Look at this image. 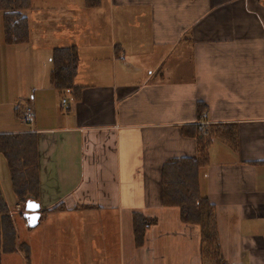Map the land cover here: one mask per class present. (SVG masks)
Masks as SVG:
<instances>
[{"label": "crops", "instance_id": "1", "mask_svg": "<svg viewBox=\"0 0 264 264\" xmlns=\"http://www.w3.org/2000/svg\"><path fill=\"white\" fill-rule=\"evenodd\" d=\"M26 15L28 44L0 36L8 61L3 68L0 58V83L10 90L0 98V134H37L41 211L65 208L41 213L36 228L24 224L18 243L30 264H209L200 228L163 202L162 169L197 158L186 129L223 124L237 126L238 146L212 138L200 175L215 207L219 264H264V0H101L95 9L31 0ZM37 27L59 30L57 40L35 38ZM70 46L79 52L78 100L58 93L44 70L21 87V58L51 73L52 51ZM135 215L155 220L140 242ZM1 264L26 260L3 254Z\"/></svg>", "mask_w": 264, "mask_h": 264}, {"label": "trees", "instance_id": "2", "mask_svg": "<svg viewBox=\"0 0 264 264\" xmlns=\"http://www.w3.org/2000/svg\"><path fill=\"white\" fill-rule=\"evenodd\" d=\"M101 6V0H84L86 9ZM31 10V0H0L5 44L25 45L30 42L31 29L26 15ZM52 69L50 84L60 94H68L78 100L82 87L77 84L80 59L77 46L55 48L51 54ZM185 135L194 138L198 146L195 159L180 158L166 163L162 169V195L166 206L180 209L184 224L200 228L201 255L209 264L223 260L217 231L215 207L203 195L200 188L201 171L210 162L211 139H219L234 149L238 146L236 125L192 126ZM0 155L5 161L12 192L18 204L28 200L39 201V154L36 133L0 134ZM62 206L41 213L63 211ZM155 223L154 219L138 215L134 217L137 240L142 241L145 231ZM21 252L26 264H30V249L27 244L18 243V235L12 212L0 186V264L3 254Z\"/></svg>", "mask_w": 264, "mask_h": 264}, {"label": "rangeland", "instance_id": "3", "mask_svg": "<svg viewBox=\"0 0 264 264\" xmlns=\"http://www.w3.org/2000/svg\"><path fill=\"white\" fill-rule=\"evenodd\" d=\"M39 18H40V16H39ZM41 31H43V33L47 36L46 41L47 40H49V41L57 40V39H55V37H56L55 35L58 33L59 30L56 31L53 28L37 27L36 32H35V38H36L37 34L38 35L41 34ZM0 36L1 37L3 36V24H2V14L1 13H0ZM0 58L2 59V61H4V62H2V67L4 68L5 64H8V61L5 58V54L1 55ZM2 67H1V63H0V70H2ZM12 67H13V69H15L14 65H12ZM50 67H51V65H50ZM49 68H43V67L40 68L39 66L32 65L29 61L21 58V62H19V66H18V75H17V78L21 84V87L23 89H24V86H25V88L28 87L29 85L26 84V82H27V80L30 79L31 75H35V73L41 72L42 70H44V72H46V75L44 76V79H45L47 77V75L50 74ZM2 80H4V76L2 75V73L0 71V81H2ZM9 92H10L9 85H7L6 83H0V98L2 96L6 97ZM1 158H2V156H1ZM0 184H1V188H2V191L4 193V196H5L7 202L10 206V210L12 212V217H13V220L15 222V227H16V230L18 232L19 240L22 242L25 239V231H23V229H25V228H23V226L26 223V220L24 219L25 205L17 204V206L15 207V203L17 202V200H16V198H14V194H13L12 188H11L10 179H9L8 172L6 169H4L3 174L0 172ZM26 230H28L27 227H26Z\"/></svg>", "mask_w": 264, "mask_h": 264}, {"label": "water", "instance_id": "4", "mask_svg": "<svg viewBox=\"0 0 264 264\" xmlns=\"http://www.w3.org/2000/svg\"><path fill=\"white\" fill-rule=\"evenodd\" d=\"M41 218V208L38 202L28 200L24 208V219L27 227L30 229L36 228L39 225Z\"/></svg>", "mask_w": 264, "mask_h": 264}, {"label": "built area", "instance_id": "5", "mask_svg": "<svg viewBox=\"0 0 264 264\" xmlns=\"http://www.w3.org/2000/svg\"><path fill=\"white\" fill-rule=\"evenodd\" d=\"M62 104L63 105H66L67 104V99H63L62 100ZM24 117H23V121L27 124H30L34 121V110L31 106H28L26 109H25V112H24Z\"/></svg>", "mask_w": 264, "mask_h": 264}]
</instances>
